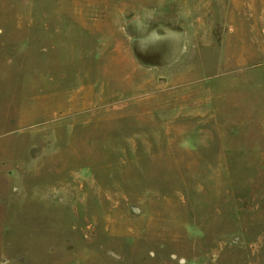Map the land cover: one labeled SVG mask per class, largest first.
<instances>
[{
  "label": "rangeland",
  "instance_id": "rangeland-1",
  "mask_svg": "<svg viewBox=\"0 0 264 264\" xmlns=\"http://www.w3.org/2000/svg\"><path fill=\"white\" fill-rule=\"evenodd\" d=\"M0 264H264V0H0Z\"/></svg>",
  "mask_w": 264,
  "mask_h": 264
},
{
  "label": "crops",
  "instance_id": "crops-1",
  "mask_svg": "<svg viewBox=\"0 0 264 264\" xmlns=\"http://www.w3.org/2000/svg\"><path fill=\"white\" fill-rule=\"evenodd\" d=\"M184 45V35L165 24L146 34L139 33L133 39L137 58L152 65H167L174 62L180 56Z\"/></svg>",
  "mask_w": 264,
  "mask_h": 264
}]
</instances>
